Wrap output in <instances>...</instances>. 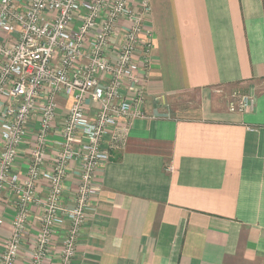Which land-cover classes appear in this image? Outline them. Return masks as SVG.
<instances>
[{
	"label": "crops",
	"instance_id": "1",
	"mask_svg": "<svg viewBox=\"0 0 264 264\" xmlns=\"http://www.w3.org/2000/svg\"><path fill=\"white\" fill-rule=\"evenodd\" d=\"M150 3L149 64L136 52L144 116L127 126L122 147L108 149L73 264H264V0ZM237 95L252 97L253 106L231 108ZM56 102L51 150L58 148L71 98L59 95ZM87 107L93 116L97 106ZM35 131H28L27 144ZM27 151L22 147L15 161L21 180ZM79 164L65 177L68 208ZM52 166L46 158L43 171ZM48 190L41 180L38 194ZM16 198L0 195V253ZM36 213L31 207L17 264L29 261L40 227Z\"/></svg>",
	"mask_w": 264,
	"mask_h": 264
},
{
	"label": "built area",
	"instance_id": "2",
	"mask_svg": "<svg viewBox=\"0 0 264 264\" xmlns=\"http://www.w3.org/2000/svg\"><path fill=\"white\" fill-rule=\"evenodd\" d=\"M151 11L150 0H0V195L17 197L0 264H17L33 206L40 227L27 264H73L108 149L122 147L127 126L144 116L136 52L142 50L148 65ZM59 95L71 98V105L58 128V148L51 150L47 142L56 129ZM89 102L97 106L93 116L87 114ZM253 103L239 96L231 108L242 112ZM121 120L127 125L119 127ZM32 128L34 139L27 144ZM26 145L30 161L21 180L15 161ZM46 158L53 166L43 171ZM77 160L79 181L68 208L62 203L64 181ZM41 180L49 186L42 196Z\"/></svg>",
	"mask_w": 264,
	"mask_h": 264
},
{
	"label": "rangeland",
	"instance_id": "3",
	"mask_svg": "<svg viewBox=\"0 0 264 264\" xmlns=\"http://www.w3.org/2000/svg\"><path fill=\"white\" fill-rule=\"evenodd\" d=\"M153 40H154V36H153ZM153 49V48H152ZM151 52H152V50H151ZM84 62H87V60L86 59H84L83 60ZM144 64L146 65V63L144 62ZM143 95H144V90H143ZM145 97V96H144ZM237 97H239L238 95H237ZM186 100V99H185ZM235 101H237V98H235ZM187 102V101H186ZM187 105H188V103H187Z\"/></svg>",
	"mask_w": 264,
	"mask_h": 264
},
{
	"label": "bare ground",
	"instance_id": "4",
	"mask_svg": "<svg viewBox=\"0 0 264 264\" xmlns=\"http://www.w3.org/2000/svg\"><path fill=\"white\" fill-rule=\"evenodd\" d=\"M64 233V232H63ZM61 236L63 235V234H60Z\"/></svg>",
	"mask_w": 264,
	"mask_h": 264
}]
</instances>
